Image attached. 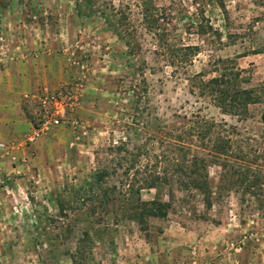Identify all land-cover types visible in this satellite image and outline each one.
Instances as JSON below:
<instances>
[{"label":"rangeland","instance_id":"1","mask_svg":"<svg viewBox=\"0 0 264 264\" xmlns=\"http://www.w3.org/2000/svg\"><path fill=\"white\" fill-rule=\"evenodd\" d=\"M79 1L121 25L73 0L0 5V59L41 68L0 93V264H175L176 240L182 264H264V0ZM167 196L145 231L128 219Z\"/></svg>","mask_w":264,"mask_h":264},{"label":"trees","instance_id":"2","mask_svg":"<svg viewBox=\"0 0 264 264\" xmlns=\"http://www.w3.org/2000/svg\"><path fill=\"white\" fill-rule=\"evenodd\" d=\"M73 1L75 4V8L78 11L77 13H79L80 16H84V14H86V15L98 14L106 22L107 25H110V26L112 25V27L113 26L118 27L121 25V21L119 18H115V16H113L111 14L108 15L104 9H100L99 7L84 8L82 3L79 0H73ZM0 5H1V7H5L7 5V0H0ZM122 33H125V32L124 31L120 32V34H122ZM124 43H125V46L127 47L128 51L132 52L133 46L131 45L130 40L125 38ZM221 78H224V76H221ZM217 81L220 82L221 80H217ZM232 100H234V99L232 98ZM229 104H230V106H232L233 101L229 102ZM203 135H204V133H203ZM224 148H226V146L215 143L210 147V150H211L212 154L220 156L223 153V150H225ZM109 150L116 153V152L120 151V147L119 146L110 147ZM181 165H182V163L179 165V169L182 172V170H185V168L182 167ZM195 165H196V159L191 164L192 170L190 171V173L188 172L189 174H186V177H189L191 186L194 187V189H198L199 191H201L202 193L205 194V196H203L204 208L209 209L210 205H211V201L209 198L210 192L208 190L207 184L204 181L205 175L204 174H198L197 173V167H194ZM203 168H204V166H202V170H203ZM106 174H107V172H104V171L96 172L95 176H94L95 180L97 182L101 181ZM188 175H190V176H188ZM194 176L198 177V178L202 176L203 179L199 181V179L194 178ZM152 186H153V184L147 185L148 188H151ZM183 186L185 187V189H187V186L185 184ZM167 198H168V200L166 202L159 201V200H152V201H148V202L136 200V207L128 209L129 212H127V210L125 211L126 214L128 215V219L130 221L135 222L139 226L141 231H145L146 227H147V222H146L147 219H149V218L163 219L166 217L167 209L171 205L170 202L172 200V197L167 196Z\"/></svg>","mask_w":264,"mask_h":264},{"label":"crops","instance_id":"3","mask_svg":"<svg viewBox=\"0 0 264 264\" xmlns=\"http://www.w3.org/2000/svg\"><path fill=\"white\" fill-rule=\"evenodd\" d=\"M8 55L5 56L3 59H0V93L1 96L5 99L4 104H10V100L14 99L19 91V94L23 95L25 92L37 89L40 87L38 81H34L35 76L40 73L41 68L34 64V60L32 58L27 57L28 54H3ZM20 57V60L18 59ZM8 68V69H7ZM9 79V80H8ZM43 86V85H41ZM9 101V102H7ZM4 104L1 108L4 110L7 109ZM4 110V111H5ZM0 122H15L12 119H0ZM173 244H176L177 248H173L172 252L166 253L170 255L167 259H174L176 261L175 264H179L182 259H178L177 255L178 252L180 253L179 248H183L184 242L182 240L172 241ZM174 247V246H171ZM191 264H196V262H192Z\"/></svg>","mask_w":264,"mask_h":264},{"label":"built area","instance_id":"4","mask_svg":"<svg viewBox=\"0 0 264 264\" xmlns=\"http://www.w3.org/2000/svg\"><path fill=\"white\" fill-rule=\"evenodd\" d=\"M52 124H53V125H58V121H57V120H53V121H52Z\"/></svg>","mask_w":264,"mask_h":264}]
</instances>
